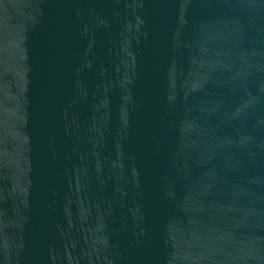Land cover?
<instances>
[{
  "label": "water",
  "instance_id": "1",
  "mask_svg": "<svg viewBox=\"0 0 264 264\" xmlns=\"http://www.w3.org/2000/svg\"><path fill=\"white\" fill-rule=\"evenodd\" d=\"M0 264H264V0H0Z\"/></svg>",
  "mask_w": 264,
  "mask_h": 264
}]
</instances>
